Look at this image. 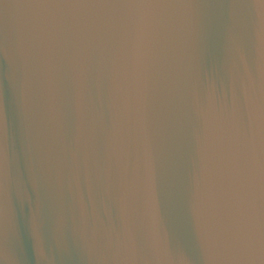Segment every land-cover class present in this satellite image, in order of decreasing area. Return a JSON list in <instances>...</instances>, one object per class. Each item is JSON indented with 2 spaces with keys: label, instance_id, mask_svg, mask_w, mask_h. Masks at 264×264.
I'll return each mask as SVG.
<instances>
[{
  "label": "water",
  "instance_id": "obj_1",
  "mask_svg": "<svg viewBox=\"0 0 264 264\" xmlns=\"http://www.w3.org/2000/svg\"><path fill=\"white\" fill-rule=\"evenodd\" d=\"M0 264H264V0H0Z\"/></svg>",
  "mask_w": 264,
  "mask_h": 264
}]
</instances>
